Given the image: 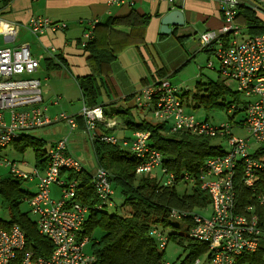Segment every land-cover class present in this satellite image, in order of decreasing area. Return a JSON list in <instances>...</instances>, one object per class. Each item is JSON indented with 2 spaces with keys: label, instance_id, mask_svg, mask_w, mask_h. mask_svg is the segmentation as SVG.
Segmentation results:
<instances>
[{
  "label": "built area",
  "instance_id": "built-area-1",
  "mask_svg": "<svg viewBox=\"0 0 264 264\" xmlns=\"http://www.w3.org/2000/svg\"><path fill=\"white\" fill-rule=\"evenodd\" d=\"M1 1V0H0ZM121 0H109L110 3ZM175 3L178 0H164ZM222 14L223 25L217 31H208L199 36V45L209 49L219 63L220 77L234 84L241 98V110L231 104L230 119L242 111L243 121L234 125L244 127L249 136L237 138L232 135L231 126L221 123L214 126L208 121L197 122L187 113L180 98L181 91L165 78L142 88L134 94L133 103L138 110H150L153 119L167 122L171 133L188 132L210 138L226 140L228 150L220 156L208 158L194 177L188 172L175 174L162 163L161 153L154 148L146 130L133 132L132 138L118 139L113 134L99 131L102 124L106 130L113 123L105 122L101 106L82 105L77 115L60 113L58 121H64L69 131L77 128V117L83 120V132L90 142L95 140L119 145L131 152L140 163L135 169L137 175L160 171L159 186L178 183L199 182V188L210 197L211 213L203 217L195 209L186 212L170 211L169 217L180 222L191 221L188 237L205 245V250L191 261L163 264H234L236 257L252 253L264 239V229L254 207L248 205L238 209L235 185L254 188L259 174L264 172V160L250 152V139L264 146V33L240 38L242 28L234 19L241 0H216ZM95 20L89 22V26ZM65 23L52 22L42 16L31 17L25 26L5 22L0 18V167L9 169V174L21 181H36V193L24 200L35 217L38 232L46 237L52 252L48 257L37 256L27 247L23 231L12 225L0 224V264H95V256L85 250L89 243L87 236H80L81 228L89 213L88 205L77 199L79 180L71 174H80L81 162L67 150L68 136L51 145L46 152L44 167L29 166L1 155L2 149L11 145L22 134L51 123L45 115L42 104L41 79L36 76L43 53L39 43H17L22 30L32 37H39L45 30L55 32L66 28ZM89 29H91L89 27ZM93 39L91 30L84 32L81 46L85 48ZM55 51L53 47L50 52ZM207 67L212 69L213 62ZM91 183L98 198L97 210L113 207V189L108 171L96 166L91 173ZM56 186L58 196H51V187ZM260 202H262L259 197ZM188 217V218H187ZM150 236L159 250H165L168 236L158 225H152Z\"/></svg>",
  "mask_w": 264,
  "mask_h": 264
},
{
  "label": "trees",
  "instance_id": "trees-1",
  "mask_svg": "<svg viewBox=\"0 0 264 264\" xmlns=\"http://www.w3.org/2000/svg\"><path fill=\"white\" fill-rule=\"evenodd\" d=\"M9 0H2L8 3ZM115 24H126L140 30L138 38H143V33L149 21V16L135 13L130 17L114 19ZM248 35L264 33V22L259 18L257 10L245 3L238 6V12L234 19ZM86 49L97 65L98 74L84 76L78 80V85L85 103L88 106L96 105V98L101 83L98 77L104 68H108L114 60V55L109 49L95 48L89 43ZM225 80L218 78L217 81H209L203 87L205 94L193 96L195 106L210 107L218 105L231 96L235 102H241L238 92L231 90ZM202 90V89H201ZM183 91V90H181ZM180 98L187 102V92H181ZM226 107V103L220 105ZM241 110L240 108H237ZM106 118L116 117L126 126V130L133 132L146 130L150 134L154 148L162 155L163 165L171 172L180 174L185 171L195 176L204 162L211 157L220 156L223 152L217 145L212 144L214 138L200 136L188 132L171 133L167 122H151L146 116H134L132 108L119 110L114 108L104 111ZM78 120V119H77ZM81 121V120H80ZM79 124L81 125V122ZM242 120L236 122L241 124ZM109 134L108 130H103ZM21 145V150L31 147L35 153V166L42 168L46 162V142L41 138L22 134L12 144ZM97 166L108 171L112 187L119 189L122 196L120 213L117 208L106 207L97 210L95 205L98 198L91 183V175L83 170L80 174H71L79 180L77 199L88 205L89 213L81 228L80 236H87L91 240L95 230L101 232L98 239L90 244L89 252L95 256V264H163V252L159 250L155 240L150 236L152 225H158L164 229L168 236V242L179 244L186 254L185 262L191 261L205 250V245L193 241L188 237V227L191 221L178 222L169 217L172 209L189 212L193 209L203 210L209 206V194L199 188V182H193V189L190 194L179 195L176 185L164 187L159 186L156 175H137L135 169L140 163L131 152L121 148L119 145H110L98 140L92 143ZM256 156L264 160V146L259 147ZM21 180L8 174L7 177H0V197L2 207L10 213L9 222H0L3 227L17 225L24 233L26 245L32 248L37 256L48 257L52 252L50 241L41 235L36 227L35 221H30L25 213L18 210L21 200H24L29 193L20 189ZM236 203L239 210L242 207L252 205L254 212L259 216L264 229V172L259 174L258 181L254 188H245L241 184L235 185ZM261 198L262 202H260ZM127 208L123 211L121 208ZM115 208L109 212V209ZM188 218V217H187ZM263 248L258 247L252 253H244L236 257L234 264H264L262 258Z\"/></svg>",
  "mask_w": 264,
  "mask_h": 264
},
{
  "label": "crops",
  "instance_id": "crops-1",
  "mask_svg": "<svg viewBox=\"0 0 264 264\" xmlns=\"http://www.w3.org/2000/svg\"><path fill=\"white\" fill-rule=\"evenodd\" d=\"M252 1L264 8V0ZM1 4L9 11L11 17L9 20L1 17L5 22L25 26L31 17L42 16L52 22L67 25L66 28L55 32L45 30L37 38L28 34L33 40L30 42L39 43L49 51L42 54L43 60L36 72V76L41 79L45 115L51 120L48 125H62L65 129L62 130L60 138L52 140L49 147L68 133L75 132L78 136L81 134L86 137L81 118L77 117V128L71 132L65 122L56 120L60 113L77 115L83 104L88 106L83 99L78 80L87 75L98 74V68L90 50L86 49L87 46H81L84 32L92 31L91 44L95 48L109 49L114 55V60L108 68L103 69L97 79L101 87L98 90L96 105L101 106L103 112H107L109 106L122 108L121 110L132 108L134 116L139 119L145 115L134 106V94L168 76L162 58H155L152 51H169L167 45L172 42L192 56L199 51L210 54L209 49L200 47L198 38L202 33L217 31L223 25L216 0H178L175 3L164 0H121L119 3H110L109 0H9L7 4L1 0ZM174 9H180L183 13L184 25H170L169 33L160 34V19ZM135 13L149 16L142 39L138 38L140 30L134 26L115 24L113 21L130 17L132 14L134 16ZM257 14L264 22V13L257 10ZM93 20L95 23L89 26V22ZM23 32L26 34L22 30L21 36ZM249 36L251 35L246 34L243 39ZM51 47L55 51L50 52ZM74 100L79 102L78 108L73 105ZM46 101L49 102L47 106L44 104ZM105 122L113 123L108 130L109 134L114 135L116 130H126L124 123L115 116H105ZM106 129L102 124L99 125L100 132ZM89 143L92 147V142ZM67 150L71 153L68 145ZM81 164L83 170L87 171L84 163ZM93 170L87 172L91 175ZM56 195L58 196V190Z\"/></svg>",
  "mask_w": 264,
  "mask_h": 264
},
{
  "label": "rangeland",
  "instance_id": "rangeland-1",
  "mask_svg": "<svg viewBox=\"0 0 264 264\" xmlns=\"http://www.w3.org/2000/svg\"><path fill=\"white\" fill-rule=\"evenodd\" d=\"M3 18L5 20L11 19L9 15V11L0 5V18ZM26 32V30H24ZM243 35H240V38H243L247 34V31L245 29H242ZM199 39V38H198ZM33 41L31 37L23 32V35L20 37L17 43H24V42H30ZM35 41V40H34ZM167 49H164L162 51H152L155 58L159 59V57L162 58V64L165 66L167 70L168 76L165 78L168 80L172 85L176 86L178 89L185 90L187 92V98L188 101L184 102V109L187 113H190L193 115L195 121L202 122V121H208V123L218 126L221 123H228L230 124L232 135L237 138H247L249 134L247 133V130L244 127H239L234 125V122H238L242 120L244 113L242 111H238L235 113L234 120L230 119L231 113L229 111V107L231 104H234L237 106V108L241 109V105L231 96H229L224 102L222 100L218 101V105L216 106H210V107H202V106H195L193 101V96L196 94H205V91L203 87L209 82V81H217L220 77L219 74V63L217 61V58L213 54H207L205 52H196L194 56L191 54H187L177 43H169L167 45ZM210 58V59H209ZM213 62L214 66L212 69L207 67L208 62ZM161 64V65H162ZM222 79V78H221ZM225 84L233 91H235V87L233 83L225 82ZM44 89V87H43ZM202 89V90H201ZM52 98H50L51 101ZM241 100V99H240ZM48 101H46L44 104L45 106L48 105ZM222 103H226V107L222 108L220 105ZM73 105L78 108L79 102L74 100ZM120 110L122 108H119ZM111 110L114 112L113 106L108 107V111ZM142 113L147 117V119L151 122L156 123L157 121L153 119L150 110H142ZM141 113V114H142ZM64 122V121H63ZM64 128L62 125H48L45 127H41L38 129L30 130L27 132L29 136H34L41 138L43 141L46 142V152L48 149V145L52 142V140L58 139L61 137L62 130ZM69 130V128L67 127ZM65 131V129H64ZM70 132V131H69ZM72 134V135H71ZM77 133H68V141L67 145L69 147L70 154L80 160L85 165V169L87 171H92L96 167L95 162V155L93 152V149L88 141V139L83 136L79 135ZM115 137L118 139H122L123 137L132 138V131L130 130H116L114 132ZM70 136V137H69ZM21 143L15 145L11 144L7 146L6 148L2 149L1 155L5 158H8L10 160L16 161V162H25L29 166H33L35 164L36 156L33 151V149L29 146L25 150H21ZM212 144L217 145L221 148L223 152L228 150V145L226 140L223 138H214L212 140ZM250 146L251 150L250 152L253 154L255 150L259 148V144L255 143L253 139H250ZM9 174V169L6 167H0V177L5 178ZM152 175H156L158 178H160V171L159 169H156L152 172ZM194 185L192 184H184V183H178L175 187L176 192L179 195L183 194H190L192 192ZM20 189L25 191L29 194L36 193V181H21L20 183ZM57 187L53 186L51 187V196L53 198H56L57 195ZM113 189V195H112V201L115 203V206L117 208L118 213H120V206L122 204V196L120 194V191L116 187H112ZM30 207L28 203L25 200H21L18 210L21 213H25L27 218L30 221H35V217L33 214L29 211ZM126 210L127 208H121ZM115 208L109 209V212L114 211ZM196 213L207 217L211 213V208L207 207L203 210H196ZM11 220L10 213L8 210L4 209L2 207L1 197H0V222L6 223ZM178 221V220H175ZM180 222V221H178ZM101 236V232L99 230H95V232L91 236V240L86 245L85 250L89 252L90 244L93 242V240L98 239ZM260 246L264 250V239L262 240ZM187 252L185 253L183 250V247L179 244L168 242L164 252H163V259L169 262H177L183 260V258L186 256ZM262 258L264 259V251L262 253Z\"/></svg>",
  "mask_w": 264,
  "mask_h": 264
},
{
  "label": "water",
  "instance_id": "water-1",
  "mask_svg": "<svg viewBox=\"0 0 264 264\" xmlns=\"http://www.w3.org/2000/svg\"><path fill=\"white\" fill-rule=\"evenodd\" d=\"M243 3L248 5L249 7L259 10L264 13V8L256 4L252 0H241ZM185 20H184V15L180 11V9H174L170 10L167 14H165L161 19H160V27H159V33L160 34H167L170 32L169 26H182L184 25Z\"/></svg>",
  "mask_w": 264,
  "mask_h": 264
}]
</instances>
